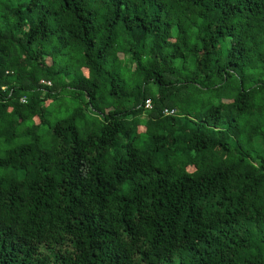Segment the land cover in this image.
Instances as JSON below:
<instances>
[{
    "label": "trees",
    "instance_id": "trees-1",
    "mask_svg": "<svg viewBox=\"0 0 264 264\" xmlns=\"http://www.w3.org/2000/svg\"><path fill=\"white\" fill-rule=\"evenodd\" d=\"M0 264H264V0H0Z\"/></svg>",
    "mask_w": 264,
    "mask_h": 264
},
{
    "label": "built area",
    "instance_id": "built-area-1",
    "mask_svg": "<svg viewBox=\"0 0 264 264\" xmlns=\"http://www.w3.org/2000/svg\"><path fill=\"white\" fill-rule=\"evenodd\" d=\"M42 82H44V83H49L50 84V82H47V81H45V80H43ZM27 100V99H26ZM23 101V100H22ZM23 102H26V101H23ZM145 107L147 108V109H152L153 108V102H152V100H147L146 101V104H145ZM165 113H166V115L167 116H175V115H177V113H178V111H177V109L176 108H166L165 109Z\"/></svg>",
    "mask_w": 264,
    "mask_h": 264
},
{
    "label": "rangeland",
    "instance_id": "rangeland-1",
    "mask_svg": "<svg viewBox=\"0 0 264 264\" xmlns=\"http://www.w3.org/2000/svg\"><path fill=\"white\" fill-rule=\"evenodd\" d=\"M45 80V79H44ZM43 80H41V84H47V85H49V86H51L52 85V82L51 81H48V80H45V81H47V82H50V84L49 83H44V82H42ZM26 99H27V96H23L22 98H21V100H23V101H26ZM65 106H71V102L70 101H68V103L65 105ZM99 124H100V122H99ZM99 129V126H97L96 127V131ZM94 130V131H95Z\"/></svg>",
    "mask_w": 264,
    "mask_h": 264
}]
</instances>
